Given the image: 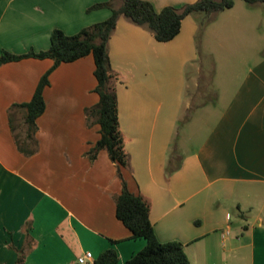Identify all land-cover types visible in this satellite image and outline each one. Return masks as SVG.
I'll list each match as a JSON object with an SVG mask.
<instances>
[{
	"label": "crops",
	"instance_id": "0c3cea01",
	"mask_svg": "<svg viewBox=\"0 0 264 264\" xmlns=\"http://www.w3.org/2000/svg\"><path fill=\"white\" fill-rule=\"evenodd\" d=\"M148 1L161 11L197 0ZM102 2L118 8L124 0H0V56L47 50L55 29L75 35L108 19L109 7L89 10ZM258 5L262 13L236 17L235 5L217 13V30L233 33V46L235 31L264 39V3L251 4ZM202 17L186 16L168 42L123 15L118 20L109 52L121 75L119 120L129 156L123 177L131 192L150 201L158 239L181 242L190 264H264V219L241 215L257 200L264 209V50L243 77L232 78L202 141L189 152L171 150L182 114L189 117L190 83L206 78L197 39ZM53 64L25 58L0 66V264H17L19 257L25 264H80L85 252L97 260L107 249L125 264L147 242L117 218L123 183L116 163L106 149L96 158L89 154L101 136L86 114L99 101L92 55L52 71L36 150L28 155L18 146L24 110L13 106L32 99ZM177 160L168 174V162L175 167Z\"/></svg>",
	"mask_w": 264,
	"mask_h": 264
},
{
	"label": "trees",
	"instance_id": "16d2710c",
	"mask_svg": "<svg viewBox=\"0 0 264 264\" xmlns=\"http://www.w3.org/2000/svg\"><path fill=\"white\" fill-rule=\"evenodd\" d=\"M249 4L264 3V0H244ZM235 0H197L182 7L166 6L161 11L148 0H124L118 8L111 2L96 3L89 10L109 7L112 15L102 21L82 29L75 35H68L61 29L51 34V44L47 50L36 52L31 50L23 54H15L4 50L0 56V66L25 58H50L53 66L41 77L32 99L24 104H15L24 110L25 136L16 134L18 146L25 154H32L38 145L36 133L37 119L46 109L44 90L50 84V74L62 63H69L92 55L95 62V88L99 96L98 103L86 112L88 122L95 121L100 125V139L90 150L91 158H96L99 151L106 149L118 174L122 179L123 189L116 198L117 218L132 232L134 238H144L146 246L135 253L125 264H190L184 245L179 241L161 242L155 232L150 218L151 203L142 194H135L127 187L123 177V168L129 164V156L125 149V138L120 128L118 83L121 75L111 64L109 42L117 27L120 16L132 23L148 29L157 41L173 40L181 31L182 21L188 15L205 14L211 19L215 14L230 9ZM180 161L167 164V172L171 174L178 169ZM118 253L115 249H107L100 254L95 264H117ZM17 264H25L19 257Z\"/></svg>",
	"mask_w": 264,
	"mask_h": 264
},
{
	"label": "rangeland",
	"instance_id": "374dc122",
	"mask_svg": "<svg viewBox=\"0 0 264 264\" xmlns=\"http://www.w3.org/2000/svg\"><path fill=\"white\" fill-rule=\"evenodd\" d=\"M251 10L253 12H263L260 5L252 7L244 0H235L234 11L231 12H235V16L238 17V13H251ZM201 15L203 17L200 18L197 39L201 49L200 62L206 78H202L199 85L194 82L190 83L188 89L187 97L191 103L189 117L186 116V112L182 114L178 123V135L171 147L172 151L177 149L182 153L191 151L202 141V137L216 120L214 112L223 104L224 94L230 89L232 78L243 77L249 64L255 61L253 56H256L260 49L264 50V39L255 37L253 30H241L239 34L235 31V38H238V40H234L233 46V42L229 40L233 37V33L227 34L226 30H217L218 21L215 20V17L207 19L205 14ZM243 16L251 21L247 13ZM261 33L263 36L264 30H261ZM232 46L233 50H229L230 52L225 50V48ZM203 101L205 102L203 106H197ZM206 115L209 117L215 116L206 119ZM260 207L262 208L257 200L254 209L242 208L241 215L253 218L255 215L260 214L264 219V209L260 210ZM236 218L234 216L232 219L234 225L238 222ZM244 220L246 221V219ZM224 263L230 264L228 260H225Z\"/></svg>",
	"mask_w": 264,
	"mask_h": 264
},
{
	"label": "built area",
	"instance_id": "2783aa9c",
	"mask_svg": "<svg viewBox=\"0 0 264 264\" xmlns=\"http://www.w3.org/2000/svg\"><path fill=\"white\" fill-rule=\"evenodd\" d=\"M78 262L80 264H87V263L95 264V259L93 257L92 252H85V254H83L78 258Z\"/></svg>",
	"mask_w": 264,
	"mask_h": 264
}]
</instances>
